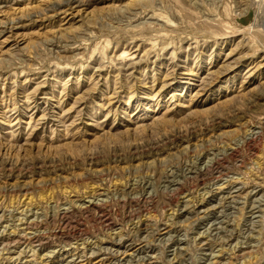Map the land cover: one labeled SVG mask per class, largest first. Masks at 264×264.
Returning a JSON list of instances; mask_svg holds the SVG:
<instances>
[{
    "label": "rangeland",
    "instance_id": "374dc122",
    "mask_svg": "<svg viewBox=\"0 0 264 264\" xmlns=\"http://www.w3.org/2000/svg\"><path fill=\"white\" fill-rule=\"evenodd\" d=\"M0 264H264V0H0Z\"/></svg>",
    "mask_w": 264,
    "mask_h": 264
},
{
    "label": "bare ground",
    "instance_id": "6f19581e",
    "mask_svg": "<svg viewBox=\"0 0 264 264\" xmlns=\"http://www.w3.org/2000/svg\"><path fill=\"white\" fill-rule=\"evenodd\" d=\"M259 125V124H258ZM256 154V153H255ZM29 235V234H28Z\"/></svg>",
    "mask_w": 264,
    "mask_h": 264
}]
</instances>
